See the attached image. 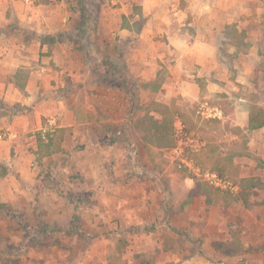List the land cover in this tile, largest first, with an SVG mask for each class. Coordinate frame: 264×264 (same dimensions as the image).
<instances>
[{
	"label": "crops",
	"instance_id": "crops-1",
	"mask_svg": "<svg viewBox=\"0 0 264 264\" xmlns=\"http://www.w3.org/2000/svg\"><path fill=\"white\" fill-rule=\"evenodd\" d=\"M9 1L0 0V204L21 215L12 239L24 251L21 264H235L247 258L228 250L237 243L235 228L245 225L243 206L224 201L220 193L227 191L203 179L206 188L192 172L128 178L117 170L119 163L130 166L127 155L110 167L105 151L101 158L88 155L80 183L73 164L56 168L64 186L42 182L48 166L66 156L67 140L77 139L81 90L88 93V149L98 150L107 131L120 132L128 117H139L133 104L123 109L130 96L109 84L106 63L124 67L144 108L154 100L182 114L224 92L212 79L221 64L215 18L226 0H110L117 6L102 7L97 33L109 62L89 58L88 87L80 89L87 76L75 73L72 48L55 38L63 28L47 29L40 8L14 13ZM115 76L122 77L117 70ZM239 111L240 121H232L248 129ZM46 133L62 135L60 151L41 156L37 137ZM238 177H245L243 168ZM6 217L7 226L15 224Z\"/></svg>",
	"mask_w": 264,
	"mask_h": 264
},
{
	"label": "rangeland",
	"instance_id": "rangeland-1",
	"mask_svg": "<svg viewBox=\"0 0 264 264\" xmlns=\"http://www.w3.org/2000/svg\"><path fill=\"white\" fill-rule=\"evenodd\" d=\"M10 2L14 13L21 12L27 7L40 8L47 29L63 28L64 31L58 33L55 38L72 48L71 62L78 61V65L73 68L75 73L83 74L82 80L85 75L87 76L85 83H77L78 89L85 84L88 87L89 58L100 60L104 57V62H109V58L105 57L100 47V37L97 35L100 27L99 18L102 7L114 9L117 4H112L110 0H10ZM10 10L9 7L8 11ZM12 24L17 25L13 21ZM215 25L222 29L220 40L217 35L215 37V43L219 46L218 55L221 64L215 68V74H219V78L214 75L212 80L219 81L225 91L218 93L211 102L207 103L210 108L221 111V118L207 119L198 113L199 106L206 101L195 108L187 109L186 113L182 114H177L169 107L174 112L175 139L179 138L181 129L187 134H193V138L200 146L194 150L185 149L186 156L202 171L214 170L238 186V191L234 194L220 193L224 201L243 206L246 214L244 227L235 228L237 243H233L228 250L247 255V258L237 259L235 264H264V127L253 132L235 125L232 121H240V109L246 119H249L250 113L258 109L264 111V0H226L221 3ZM96 45L99 46L97 52L94 48ZM105 66L110 72L109 84L122 87L130 96L127 100L130 104H126V99L123 100L125 112L126 106L127 110L129 108L131 111L133 104L134 112L139 113V117L142 116L146 108L140 105V98L138 99L136 91L131 87L132 84L125 77L124 67L120 65L116 67L110 62ZM94 70L100 76L101 71L97 65H94ZM116 70L122 76L119 79L115 76ZM200 83L203 86L206 82ZM80 92L82 93L79 94L76 105L77 139L67 140L69 148L65 154L63 153L66 156H62L61 160L55 159L52 168L48 166V170L44 169L43 185L52 188L65 185V181L56 177L58 173L56 168L59 164L63 167L73 164V169L76 166L75 183H80L79 170L82 169L83 172L87 169L88 172L86 163L88 155L101 158L106 156L105 151L111 154L108 155L110 167L116 166L113 163L116 156L122 158L123 155H127L130 166L128 167L125 162L119 163L117 170L120 172V169H124L128 172V178H135L136 174L143 175L147 172L176 173L178 176L193 175L174 160L167 149L141 142L142 133L131 126L135 115L128 117L123 124L117 126V129H121L125 125L120 132L111 127L110 132L107 131L108 138L104 139L101 136L102 145H98V150L91 147L88 149V93L85 95L82 90ZM70 101L73 100L70 98ZM242 168L245 177L240 178L238 176ZM196 179L206 188H210L203 178L196 176ZM8 215L14 217L15 221L12 222L15 224L6 225ZM0 216V264H21L24 251L19 241L12 240L21 229L19 225L21 215L14 212L12 214V211L4 206L0 209ZM48 245H55V242H49ZM82 245V250H86L87 244Z\"/></svg>",
	"mask_w": 264,
	"mask_h": 264
},
{
	"label": "trees",
	"instance_id": "trees-1",
	"mask_svg": "<svg viewBox=\"0 0 264 264\" xmlns=\"http://www.w3.org/2000/svg\"><path fill=\"white\" fill-rule=\"evenodd\" d=\"M174 112L166 105L151 101L145 109V113L134 121V128L142 133V142L161 149H170L175 146V134L173 129ZM264 127V111L256 110L250 113L248 129L259 130ZM61 134L63 130H60ZM50 138L49 134L37 137L38 148L41 156L60 151L59 142L62 135ZM47 141V142H46ZM46 142V143H45ZM52 149V150H51ZM44 152H41L43 151ZM221 175V173H219ZM5 205L0 204V209ZM5 214V213H2Z\"/></svg>",
	"mask_w": 264,
	"mask_h": 264
},
{
	"label": "built area",
	"instance_id": "built-area-1",
	"mask_svg": "<svg viewBox=\"0 0 264 264\" xmlns=\"http://www.w3.org/2000/svg\"><path fill=\"white\" fill-rule=\"evenodd\" d=\"M198 113L207 119L221 118V111L216 108H210L207 102L199 106ZM199 146L200 144L193 138V134H187L181 129L179 132V138H177L175 142V146L167 149V151L174 160H177L181 166L186 168L189 172L194 173L195 176L205 179L208 183L223 191L231 193L235 192L237 186L233 182L218 176L216 173L202 171L200 167L196 166L193 161L186 156L185 149L191 148L194 150Z\"/></svg>",
	"mask_w": 264,
	"mask_h": 264
}]
</instances>
